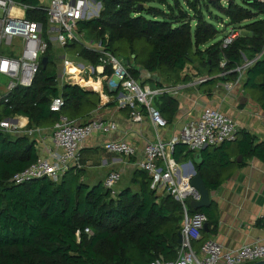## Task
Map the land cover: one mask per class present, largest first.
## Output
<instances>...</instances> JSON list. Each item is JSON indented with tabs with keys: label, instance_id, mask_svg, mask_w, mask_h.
<instances>
[{
	"label": "trees",
	"instance_id": "obj_1",
	"mask_svg": "<svg viewBox=\"0 0 264 264\" xmlns=\"http://www.w3.org/2000/svg\"><path fill=\"white\" fill-rule=\"evenodd\" d=\"M16 1L35 7L40 4L39 0ZM96 1L102 3L99 15L81 21L79 32L85 31L88 36L102 40L115 54L120 45L127 46L134 56L124 53L121 56L134 62L130 70L136 78L140 71L135 65L182 81L189 78L181 76L186 66L202 64L207 65L210 72L203 83L215 86L223 78H238L233 69L243 63L245 52L247 58L252 59L264 49L262 0H228L227 5L218 1L216 8L228 18L230 25L252 32L250 36H238L226 47L223 46L224 39L203 47L219 30L211 20L197 14L202 0H186L196 14L194 16L179 0H174V6L168 0ZM154 3L167 6L168 11ZM206 4V11H210ZM27 17L43 25V35L49 44L45 53L48 63L40 65L32 86L17 87L9 95L7 104L0 101V106L5 105L0 110V120L23 115L28 117L30 128L52 127L61 115H65L81 124L87 123L84 118L97 109L99 93L79 85L59 83L58 66L50 55L53 43L49 40L47 13L28 9ZM140 41L150 45L148 56L143 59L137 45ZM64 49L75 51L95 67L101 63L98 52L88 50L78 41L69 42ZM222 59H226L225 68L220 67ZM219 69L220 72H230L212 77L213 73H219ZM112 72V67L106 66L103 75ZM245 77V88L251 90V96L264 110V54L246 70ZM157 84L162 85L159 81ZM59 96L64 101L60 112L51 108L53 98ZM158 98L162 115L171 117L178 109L177 99L169 94ZM194 151L178 143L173 157L183 163L193 157ZM235 155H241L242 161H231ZM39 156L36 140L30 135L0 130V264H154L175 261L180 247L182 205L169 193L158 194L151 187L146 171L137 168L131 184L122 189L117 187L115 196L104 186V181L94 185L80 181L79 167L70 168L59 182L42 176L15 183L13 176L28 168ZM203 156L205 159L196 163L195 168L205 178L209 162L215 159L220 167L230 163L243 166L247 157L264 161V140L258 141L256 135L240 129L234 140L219 146H206ZM220 183V180L211 182L206 179L209 190L216 189ZM191 212L205 213L208 230L217 232L220 217L214 203L197 210L191 207ZM87 228L92 233L86 232ZM202 233V238L195 241L194 246L206 240L207 231Z\"/></svg>",
	"mask_w": 264,
	"mask_h": 264
},
{
	"label": "built area",
	"instance_id": "obj_2",
	"mask_svg": "<svg viewBox=\"0 0 264 264\" xmlns=\"http://www.w3.org/2000/svg\"><path fill=\"white\" fill-rule=\"evenodd\" d=\"M39 1V6L35 7L22 1L0 0V76L7 79V83L0 87V101L7 104L9 95L17 87L32 86L42 64V57L49 46L43 35V25L27 17L28 9H39L47 13L50 41L55 40L63 47L72 41L85 42L92 48L91 50L100 54L101 63L96 66L98 70L104 72L106 66L112 67V74L104 75L106 85L111 94L117 91L120 93L121 106L129 108L134 119L141 118L142 114L138 107L142 106L147 110L155 128L167 126L168 122L155 106V101L161 95L177 92L176 89L174 91L167 85L151 86L145 81L142 82L133 76L130 64H125L102 40L96 43L93 42L94 40L86 42L87 33L79 32L78 27L81 21L87 19L88 14L95 13L94 9L87 12L92 6L91 0ZM239 35L238 31L230 29L223 46L233 43ZM263 54L264 49L254 58H246L242 64L233 69L238 73V81ZM69 61L67 58L66 64H72ZM225 65L226 59L220 62L221 68H225ZM229 72L223 71L220 75L224 76ZM67 74L68 71L65 70V75ZM206 80L207 78L201 79L199 83ZM63 104L61 96L55 97L51 108L60 112ZM28 123L29 119L22 115L5 117L0 120V130L34 136L39 129L29 128ZM116 129L117 125L112 121L95 118L81 124L61 115L52 131L55 149L49 150L47 155H40L28 168L16 173L12 180L15 183H22L29 179L47 176L59 182L70 168L80 167L78 161L81 148L88 137L97 132L110 133ZM238 131V124L232 117L218 109L205 107L199 118L188 121L178 135L168 139L158 135L155 140L145 145L144 157L138 162V167L148 173L153 189L171 194L181 203L183 209L181 229L183 241L175 261L164 264H251L264 260V237L230 251H225V248L214 240H205L199 250L195 248L194 242L202 238L208 218L203 212H191L190 201L200 200L201 193L191 183L194 173L186 170L189 163H179L173 157L175 145L178 143L198 151L204 146H219L232 141ZM105 147L112 153L126 157H134L138 152L137 147L127 140L109 141ZM121 178V172L111 171L104 179V186L111 190L113 196L117 193ZM86 232L92 233L89 228ZM160 263L158 261L154 264Z\"/></svg>",
	"mask_w": 264,
	"mask_h": 264
},
{
	"label": "crops",
	"instance_id": "obj_3",
	"mask_svg": "<svg viewBox=\"0 0 264 264\" xmlns=\"http://www.w3.org/2000/svg\"><path fill=\"white\" fill-rule=\"evenodd\" d=\"M226 22H229V20ZM216 41H212L206 46ZM69 57L70 55L66 53V58L70 60ZM132 65H134V62L130 60V66ZM191 65L193 66V64L186 66L182 72V77L185 75L192 77L191 71H188V67ZM194 65L193 71L197 72L195 70L197 69L196 64ZM134 67L140 71L138 79L142 82L145 81L149 85L154 83L156 86L159 85L157 84L159 81L162 85L172 87L174 91L176 89L177 92L168 94L177 99L178 109L171 117L170 115L164 117L167 118L168 122L166 127L155 128L144 107H138L142 116L136 120L132 117L129 108L121 106L119 102L120 93L114 92L111 94L109 88L107 90L103 88V91H99L100 103L89 117L84 118V121L88 120L89 122L95 118L112 121L116 123L117 129L110 133H94L83 143L78 161L80 167L77 169L87 173L86 179L83 178L85 183L89 185L101 183L111 171H119L123 178L126 177L131 181L134 172L139 168L138 162L144 157L145 145L149 141L155 140L158 135L165 139L178 135L188 121L199 118L205 107L222 111L237 122L239 130L246 129L256 135L258 141L264 140V110L256 99L251 96L244 84L242 86L238 85L245 77V73L239 81L238 78L233 80L223 78L215 86L207 82L194 86V79L191 78L176 81L168 76L161 75L159 72H148L142 66L135 65ZM67 71L70 79L76 82H79L80 78H84V81H89L92 78H85L81 69L77 66L74 67L73 64L67 65ZM220 71L221 69H219L217 75L221 74ZM207 72L209 76L210 72L208 70ZM95 83L94 86L101 87V80H96ZM156 100L157 104L155 106L160 110L161 100L160 98ZM37 128L39 130L32 139L36 140L38 154L47 155L49 150L55 149L52 134L53 126ZM113 140L129 141L137 147V155L126 157L110 151L107 152L105 145ZM205 148L202 147L198 151H194L193 157L182 164L192 162L195 168L196 162L193 158L196 153H201L202 158L199 162L202 163V159H205L203 156ZM239 157L242 156L235 155L230 160L240 162L243 157L241 160H239ZM244 161L246 164L243 166L230 163L227 166L220 167L218 160L215 159L209 162L205 171V178L202 176L205 183L206 179L211 182L221 181L216 189L209 190L210 206L212 203L216 205L220 223L217 232L207 231L206 240L217 241L225 248V251L253 243L264 237V161L256 157H247L244 158ZM186 170L191 172L189 165H187ZM200 245L199 242L195 248L199 250Z\"/></svg>",
	"mask_w": 264,
	"mask_h": 264
},
{
	"label": "rangeland",
	"instance_id": "obj_4",
	"mask_svg": "<svg viewBox=\"0 0 264 264\" xmlns=\"http://www.w3.org/2000/svg\"><path fill=\"white\" fill-rule=\"evenodd\" d=\"M168 1L171 3L172 6L175 5L174 0H168ZM179 1L182 3L183 7L185 9H187L193 16L196 15V14H194L193 10L188 6L186 0H179ZM236 1H239V0H236ZM205 3H207V0H202L201 5H200L201 8L198 10L197 14H202L206 19L211 20L219 30V32H218V34H216L215 38L210 40L208 43H210L212 41H216V40L218 41L220 39H225V37L228 35V32L230 31V29H235L234 26L230 25L229 22H226V21H228V18L225 17L223 14H221L218 11V9L216 8V6H213L210 4L209 5L210 11H206ZM221 3L223 5H227L228 0H221ZM91 4H92V6H90V9H88L87 12L91 11V9H94L95 13H98V14H95V13L94 14L92 13L90 15L88 14L87 19L97 17L100 13V10L102 9V3L100 4L98 1L94 2V0H91ZM154 5L157 7H161L164 10L168 11L167 6H165V5H160L157 3H154ZM206 5H208V4H206ZM146 6L149 7V4H147ZM147 16L149 17V15H147ZM195 23L196 22L193 21V24H195ZM235 30L238 31V33L240 34L239 36H241V37H246V36L252 35V32L247 30L246 28H237ZM85 38L87 40L86 41L87 43H89V40H94L93 42H95V43L100 41V40H96L94 37L88 36V35H86ZM51 42L53 43V48L50 52V55H51L53 61L58 66V81L60 84H63L62 82H64V83H70L73 85H79L83 88L90 89V90L96 89V91L98 93H100L99 91H103V88L108 89V86L106 85V81L104 80V77H103V71L102 70H98V68L95 67L90 61L84 59L82 56L77 55L75 53V51L67 52L64 49L65 46L64 47L60 46L55 40H53ZM70 43H72V42H70ZM80 43L82 45H84L85 47H87L88 50L92 49L90 46H87V44L85 42H80ZM208 43L203 45V47H205ZM137 45H139V47L141 48V49H139L141 59L147 57L148 53H149L150 45H148L145 41H140L139 44L137 42ZM66 53H68L70 55V57H69L70 61L69 62H72L73 65H76L77 67H79L82 70V75L85 78L92 77V78H90L89 81L88 80L84 81V78H82V79L80 78L79 82H76V81H73V79H70L69 76L65 75V70H67L66 66L69 64V63L66 64V59H67ZM123 53L128 55V56H131V57L134 56V55H131V51L127 46L123 47L120 45V49H119V51H117L116 55L120 57ZM245 53L243 54L244 60L247 58ZM247 54L249 55V53H247ZM222 60H224V59H222ZM193 67H195V65H193V66L191 65L188 67V69H189L188 71H191V73H192V77L189 75V78H191L192 80L194 79V82H193L194 86H198L199 84H201V83H199V81L201 79L208 77V72H207L208 67H207V65L196 64L197 69H195V70H197V72L193 71L194 70ZM69 72H71V71H69ZM216 75H217V72L213 73V76H216ZM220 76H223V75H220ZM245 79H246V77H244L238 85L242 86V84H244V82H245ZM96 80H101V87L100 88L94 86V84H96L95 83ZM6 83H7V79L0 76V87H3L4 84H6ZM150 84H151V86L152 85L155 86L154 83H150ZM103 85H104V87H103ZM206 85H208V84H206ZM247 90H248V92L251 91L250 89H247ZM156 102H157V100L155 101V105L157 104ZM4 106L5 105L2 104L0 106V110H3ZM24 117H26V116H24ZM10 118H13V117H10ZM31 137L33 138L34 136H31ZM106 151L109 152L107 149H106ZM78 176L80 178V181H83V178H85L87 176V173L85 171L79 170ZM130 184H131V181L129 179H127L126 177H124V178L122 177V180L120 181V183L118 185V188L122 189V188H124ZM132 188L136 189V187H134V186H132ZM160 264H164V263H160Z\"/></svg>",
	"mask_w": 264,
	"mask_h": 264
},
{
	"label": "water",
	"instance_id": "obj_5",
	"mask_svg": "<svg viewBox=\"0 0 264 264\" xmlns=\"http://www.w3.org/2000/svg\"><path fill=\"white\" fill-rule=\"evenodd\" d=\"M95 1V0H94ZM219 0H207V4L208 5H213L216 6ZM100 3V2H99ZM101 4V3H100ZM120 58L123 60V62L125 64H130V60L128 59V57H124V56H120ZM42 65L46 66L48 63V56H43L42 57ZM93 91H96V89H92ZM30 145H28L27 147H29ZM206 147V146H205ZM203 147V148H205ZM202 158V154L201 153H196L195 157H194V161L196 163H200L199 161ZM242 157H239V160H241ZM189 166L191 168V172L194 173L191 183L192 185H194L201 193V199L200 200H191L190 201V205L193 209L197 210L200 208H206L210 206L211 203V199H210V191L206 186V183L204 182V179L201 175V173L197 172L194 168V164L192 162L189 163ZM204 230L208 231V225L207 223H205L204 225ZM183 241V235L182 232L179 233V238H178V242L179 244H181ZM251 264H264V260H260Z\"/></svg>",
	"mask_w": 264,
	"mask_h": 264
},
{
	"label": "bare ground",
	"instance_id": "obj_6",
	"mask_svg": "<svg viewBox=\"0 0 264 264\" xmlns=\"http://www.w3.org/2000/svg\"><path fill=\"white\" fill-rule=\"evenodd\" d=\"M67 76H69L68 74H67ZM70 77V76H69ZM23 121H25V120H23Z\"/></svg>",
	"mask_w": 264,
	"mask_h": 264
}]
</instances>
